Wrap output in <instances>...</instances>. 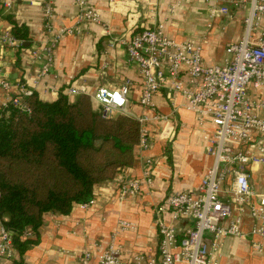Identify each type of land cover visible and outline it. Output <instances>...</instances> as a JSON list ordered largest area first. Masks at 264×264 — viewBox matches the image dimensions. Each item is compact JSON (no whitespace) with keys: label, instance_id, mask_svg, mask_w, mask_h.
Segmentation results:
<instances>
[{"label":"crops","instance_id":"obj_1","mask_svg":"<svg viewBox=\"0 0 264 264\" xmlns=\"http://www.w3.org/2000/svg\"><path fill=\"white\" fill-rule=\"evenodd\" d=\"M88 1L99 13L100 22H77L75 0H53V31L72 28L73 32L62 35L54 47L48 72L40 76L43 60L36 59L33 52L50 40L51 33L44 25L46 0H0V32L11 34L14 24L24 25L28 31V41L21 49L0 43V78L11 83L9 92L0 89V104L7 94H15L22 83L43 101H54L61 92L73 101L85 93L93 107L98 108L91 97L95 88H112L129 81L131 89L123 114H146L152 118L160 113L168 119L149 120L147 127L153 140L148 149L141 150L136 144L131 165L97 183L90 203L75 204L68 214L46 213L38 230V242L21 258L15 250L12 258L2 260L3 264H81L85 251L92 253L89 263L96 264V257L114 233L125 258L135 252L157 256L159 237L154 205L175 191L196 192L202 175L213 162L205 150L204 136L212 130L209 122L200 124L192 112L175 110L166 89L154 95L150 107L139 105L141 75L119 40L129 39L147 26L161 24L165 33L177 40L200 43L206 64H220L227 56L225 46L242 36L246 10L229 7L228 13L210 14L213 5L223 6L226 0H123L114 8L108 0ZM70 85L82 91L68 95L66 89ZM249 94L255 100L264 96L262 90L254 88L249 89ZM149 158L153 162L150 187H143L135 195L121 194L119 182L142 177ZM246 170L251 187L264 195V164L250 163ZM165 217L173 223L179 237L192 225L189 219L175 221L170 214ZM119 220L131 222L134 228L120 230ZM252 223L245 212L243 235L222 239L218 264H264V239L250 233ZM254 242H261V251L253 248Z\"/></svg>","mask_w":264,"mask_h":264},{"label":"built area","instance_id":"obj_2","mask_svg":"<svg viewBox=\"0 0 264 264\" xmlns=\"http://www.w3.org/2000/svg\"><path fill=\"white\" fill-rule=\"evenodd\" d=\"M108 1L114 8L123 0ZM75 2L77 22H100L99 13L88 0ZM44 7V25L51 34L49 42L33 52L36 59L43 60L40 76L48 72L54 47L62 35L73 32L72 28L53 31V0H46ZM229 7L246 10L242 17L244 30L238 40L225 46L227 56L220 64H206L200 43L192 39L177 40L167 35L161 24L147 26L129 39L119 40L127 50L128 60L137 64L141 75L139 105L150 107L154 95L166 89L175 110L184 108L195 115L198 123L209 122L212 130L204 136L205 150L213 162L202 175L196 192L175 191L154 205L159 237L157 256L135 252L125 258L114 233L108 246L96 257V264H218L222 239L243 235L241 224L245 212L253 219L250 233L264 239V195L251 187L246 170L250 163L264 164V114H259L264 111V96L255 100L249 94L250 88L264 94V0H226L223 6L213 5L210 14L228 13ZM0 43L17 46L18 41L12 33L0 32ZM0 89L9 92L10 81L0 78ZM130 89L129 81L112 88L98 86L91 97L102 117L109 118L123 114ZM80 91L82 88L71 85L66 89L68 95ZM31 92L19 84L16 93L7 94L1 102L0 110L9 103L23 106L21 97ZM133 117L139 123L137 145L146 150L153 140L147 122L168 118L160 113L152 118L146 114ZM152 163L150 158L146 160L142 177L121 180V194L135 195L143 187H150ZM224 195L229 198L224 199ZM166 214L175 221L189 219L192 225L179 237L173 223L166 220ZM132 228L131 222L119 220L120 230ZM252 246L262 250L261 242ZM14 251L10 233L0 220V264L3 259L12 258ZM91 257L92 253L85 251L81 264H90Z\"/></svg>","mask_w":264,"mask_h":264},{"label":"trees","instance_id":"obj_3","mask_svg":"<svg viewBox=\"0 0 264 264\" xmlns=\"http://www.w3.org/2000/svg\"><path fill=\"white\" fill-rule=\"evenodd\" d=\"M11 33L21 49L27 28L14 24ZM21 100L0 110V220L20 258L46 213L88 203L97 183L131 165L139 138L135 117L104 118L85 93L48 102L32 91Z\"/></svg>","mask_w":264,"mask_h":264},{"label":"water","instance_id":"obj_4","mask_svg":"<svg viewBox=\"0 0 264 264\" xmlns=\"http://www.w3.org/2000/svg\"><path fill=\"white\" fill-rule=\"evenodd\" d=\"M2 177V173L0 172V178Z\"/></svg>","mask_w":264,"mask_h":264}]
</instances>
